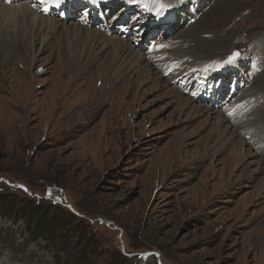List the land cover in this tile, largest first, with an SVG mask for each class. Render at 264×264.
<instances>
[{
    "label": "rangeland",
    "instance_id": "1",
    "mask_svg": "<svg viewBox=\"0 0 264 264\" xmlns=\"http://www.w3.org/2000/svg\"><path fill=\"white\" fill-rule=\"evenodd\" d=\"M90 1L103 11L58 25L97 39L20 19L8 36L0 204L18 215H0V264H264V0Z\"/></svg>",
    "mask_w": 264,
    "mask_h": 264
},
{
    "label": "bare ground",
    "instance_id": "2",
    "mask_svg": "<svg viewBox=\"0 0 264 264\" xmlns=\"http://www.w3.org/2000/svg\"><path fill=\"white\" fill-rule=\"evenodd\" d=\"M64 1V4H63ZM66 0H61L60 5L61 8L55 4L54 2H52V0H48V2L46 4H41L40 0H0V67L1 68H6L9 64L12 63V60L14 58H12V53L16 54L17 56H19L20 52H9L10 49L12 48L11 46L13 45L14 48H18L19 49V45L16 44V42L13 39L8 38V36L10 35L11 31L13 30V27L16 25L17 19H20L22 22H27L31 25V28L35 27L34 30V35L40 36V34L42 33V30L44 31H48V36H52L55 34H60L59 32H61L63 37H66V39L68 40V37L71 35L74 36H78V37H85L90 39V41L97 39V35H94L90 30H85L84 27L80 24L78 25H69V26H65L64 23L60 25L62 28L60 30V26L58 25L59 21H63V17L65 20H67V18H76L77 16V12L78 10H81L80 12H83L82 8L77 9V7H83L85 3L89 4L87 8L93 7L92 6V2L89 0L85 3L79 2L78 4L77 1H73V0H68L67 1V9L69 10L70 14H68L69 12L66 13V10H63V8L65 7V2ZM152 5V4H151ZM151 5H149V7H152ZM134 6V5H133ZM45 7H47V11H45ZM97 7L99 8V10L101 9V11H103V6L100 3H97ZM97 8V9H98ZM96 9V10H97ZM179 10V9H178ZM58 11H63V15L59 17L56 16H51L56 14ZM92 14L94 13L93 11L91 12ZM74 14H76V16H74ZM71 15V16H70ZM79 15V14H78ZM153 15L156 16H161V12H158V14L156 12H153ZM81 18V17H80ZM78 19V18H77ZM90 20H92L90 18ZM90 20H83L81 18V22L83 21H87L88 22V26H91L93 24V22L95 21H90ZM91 24V25H90ZM100 24V23H99ZM80 27V28H79ZM98 28L103 29V26L98 25ZM104 30H98V35L101 34V32L103 31H107V33L113 35L112 33L114 29H111L108 26H104ZM76 31V32H75ZM95 32V31H94ZM66 33V34H65ZM52 38V37H51ZM20 39H24V37L20 38ZM15 42V43H14ZM105 42L106 43H111L114 44V46L117 49H120L122 46L121 43L118 42V39L116 40V37H109V35L105 37ZM21 43V42H19ZM63 43V42H62ZM119 43V45L117 44ZM15 44V45H14ZM37 43L34 42L32 43L33 48L37 47ZM69 44L68 43H63L62 46H60V52H64L67 51L68 52V48ZM106 48V47H105ZM26 49V48H25ZM37 51L40 52H47L50 50V46L48 45V43L44 44V46L42 47V49H36ZM152 57H154L155 55H151ZM158 56V55H156ZM163 56V55H162ZM150 57V56H149ZM157 58V57H154ZM163 63H166L167 61L164 59H162ZM150 63V62H149ZM189 64L186 65L185 67H181L180 63L174 60V62H170V65H168V69L172 70V72H175V74L177 73H183L186 70H188V73H194L195 72V65L194 63L188 62ZM69 64V61H68ZM151 65H156L159 67H162V64L160 63H156V61L153 59V61L150 63ZM74 65L77 66L76 63H74ZM95 65V63L93 61L88 60L87 63L84 65V67H87L88 72L91 71V69L93 68V66ZM198 68L199 71L202 73L204 72V70H207L208 68L206 67V65H199ZM176 69H179L178 72H176ZM27 99H29V97H26ZM249 102H251L250 100H244L242 102L236 103V105L233 107V110H231L230 114H233V117H235L236 115H242L243 113H245L246 111H248V104Z\"/></svg>",
    "mask_w": 264,
    "mask_h": 264
},
{
    "label": "trees",
    "instance_id": "3",
    "mask_svg": "<svg viewBox=\"0 0 264 264\" xmlns=\"http://www.w3.org/2000/svg\"><path fill=\"white\" fill-rule=\"evenodd\" d=\"M29 211V210H27ZM24 213V212H23ZM22 213V215H23ZM0 215L1 216H5L6 218H13L15 219L18 215V211H16L15 213V210L13 209L12 205L10 204L9 201H6V202H3V204H0ZM34 217L31 213H29L27 215V219H28V222H32L34 220ZM40 223L42 221H44L43 219H41V216H40ZM39 223V221H38ZM51 228H48L46 225H42L40 229L36 228V230H34V232L32 233V237L33 238H37V235L38 236H41L40 238H44V233H47L49 236L51 235ZM6 237V236H5ZM4 237V238H5ZM6 240H9V244L11 242V239L10 238H5ZM12 247L14 246L13 244H10Z\"/></svg>",
    "mask_w": 264,
    "mask_h": 264
},
{
    "label": "snow or ice",
    "instance_id": "4",
    "mask_svg": "<svg viewBox=\"0 0 264 264\" xmlns=\"http://www.w3.org/2000/svg\"><path fill=\"white\" fill-rule=\"evenodd\" d=\"M40 2H41V4H46L48 2V0H40ZM52 2H54L57 5H59L61 3V0H52ZM167 7H171V5L160 4V8L161 9L167 8ZM44 10L47 11L48 10L47 7H45ZM154 47H165V46L164 45H158V46H154ZM239 56H240V53L239 52H233L228 57L227 63H231V62L235 61Z\"/></svg>",
    "mask_w": 264,
    "mask_h": 264
}]
</instances>
